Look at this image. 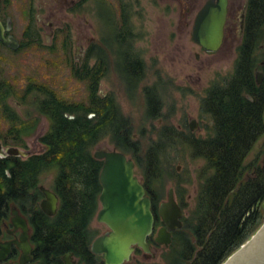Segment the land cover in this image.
I'll use <instances>...</instances> for the list:
<instances>
[{
  "label": "rangeland",
  "instance_id": "374dc122",
  "mask_svg": "<svg viewBox=\"0 0 264 264\" xmlns=\"http://www.w3.org/2000/svg\"><path fill=\"white\" fill-rule=\"evenodd\" d=\"M207 1L103 0L104 5L98 10L95 0H88L62 20L57 0H44L48 9L58 8L60 12L54 18L44 16L48 19H43L42 46L33 47L26 58H20L25 65L20 64V74L32 75L37 92L44 95L31 102L39 114L44 113L42 103L53 97L74 109L88 108L93 93L98 98H112L123 115L125 127L140 147H133V153L127 154L135 161L139 180L143 183L144 172L152 171L151 159L156 161L159 180L152 185L159 206L168 200L169 190L174 189L184 217H189L197 205L203 182L201 171L206 165L204 158L194 156L189 137L206 138L210 134L213 123L203 113L202 101L213 84L224 83L234 72L241 42L233 22L247 0H229L224 41L213 53L204 51L192 35L196 15ZM24 2L15 0L23 6ZM76 3L78 0H69L71 10L77 7ZM40 5L41 0H36V8ZM63 21L67 31L50 48L47 26ZM127 27L129 33L125 35ZM259 36L264 43L263 32ZM134 60L142 62V73L137 77L127 71V64ZM86 65L96 69L97 83L88 78ZM197 120L202 129L192 131L190 124ZM42 127L50 131L51 122L41 119ZM36 145L47 149L46 144ZM99 149L117 150L108 139L95 146L93 154ZM149 150L154 152L151 158ZM262 161L264 135L246 158L244 176L251 174L255 166L262 168ZM55 175L56 170L43 171L39 189L43 186L52 191ZM181 188L183 199L177 194ZM90 228L95 231V238L99 230L108 229L97 217ZM169 247L157 244L150 254L134 253L131 262L162 264Z\"/></svg>",
  "mask_w": 264,
  "mask_h": 264
},
{
  "label": "trees",
  "instance_id": "16d2710c",
  "mask_svg": "<svg viewBox=\"0 0 264 264\" xmlns=\"http://www.w3.org/2000/svg\"><path fill=\"white\" fill-rule=\"evenodd\" d=\"M256 9L262 29L264 0H249L248 24L253 23ZM260 38L244 40L232 75L224 83L213 84L202 101V111L213 123L210 134L206 138L189 137V141L194 156L206 160L201 171L203 182L197 205L189 217H184L183 228L173 232L162 264H223L264 223V167H259L256 178L246 180L244 176L246 158L264 135V81L258 84L256 66L248 57L251 46L257 48L263 43ZM127 67L135 77L142 73L139 60L129 62ZM85 72L98 82L95 68L86 65ZM42 104L51 121V130L43 139L47 151L26 161H0V190L4 192L0 198L21 208L33 223L35 264H64L67 255L93 264L95 231L90 225L100 207L103 167V161L95 159L93 148L105 139L126 155L133 153V147H140L110 97L98 98L93 93L88 108L74 109L57 97ZM147 153L151 158L154 152ZM149 166L152 171L144 172L142 184L152 200L159 227L160 206L152 185L159 180L156 161L151 159ZM47 170H56L53 190L60 204L55 216L41 209L34 211L43 195L40 177ZM182 192V188L177 190L183 199ZM149 243L157 246L153 236Z\"/></svg>",
  "mask_w": 264,
  "mask_h": 264
},
{
  "label": "flooded vegetation",
  "instance_id": "af4514ba",
  "mask_svg": "<svg viewBox=\"0 0 264 264\" xmlns=\"http://www.w3.org/2000/svg\"><path fill=\"white\" fill-rule=\"evenodd\" d=\"M87 1L88 0H78V3H76L77 7L71 10L69 0H59V2L57 0V3L60 4V12L58 8L48 9V7L44 4V0H41L39 8H36V0H26V2H24V6L20 3L16 4L15 0H0V161H26L30 158L38 157L46 153L47 149L44 145L43 148L42 146H37L36 144H45L43 139L49 133L48 129L46 130L43 127L40 128L41 119L46 118L49 122L51 121L44 113L39 114L37 109L34 108L31 103L32 101H36V99L40 98L39 96L43 97L44 95L37 92L38 90L36 89V86H34L36 79L32 77V75L25 76L20 74V64H22L20 58L23 56L26 58L27 53L30 52L33 47L42 46V26L45 24L43 20L44 18H54L60 12L62 15L60 16L61 19H66L70 12L73 13L77 9H81V7L85 6ZM95 3L98 10L102 5H104L103 0H95ZM248 10L249 0H247L244 6L237 12V18L233 22L241 45L248 37L259 36L261 35V32L264 34V28H260L258 9L255 10L254 16L252 17L253 23L250 24H248L247 19ZM228 15L226 24L228 22ZM67 27L68 26L65 21L61 22L60 25H55L53 22L49 23L47 26V30H49L47 38L51 41H48L50 42L48 44L50 48H54V45L51 43H53L55 39H58L61 33L66 32ZM225 30L226 25L224 34ZM128 31L129 28L127 27L125 29V35L129 33ZM38 42H40V44ZM241 45L237 51V61L241 56ZM248 57L249 60L254 61V66H256V78L261 75V79L258 83L262 84L264 81V43L257 48H255V46H251L248 52ZM22 66L25 67L24 64H22ZM195 122L197 123L196 128L199 127V130H201V122L198 120ZM30 148H39L40 151L33 152ZM261 163H263V161ZM263 167L264 166H262V169ZM258 173L259 168L255 166L251 174L246 173L245 179L248 180L250 178H256ZM41 187L42 186H40V190ZM41 192L43 195L41 199L37 201L38 204L34 207V211L41 209L44 212L41 204L45 200L46 196L42 190ZM3 193L4 192H1L0 190V196L3 195ZM14 210L18 211L19 215L24 218L28 224L29 242L33 248L31 252V263L35 264L33 261L34 247L32 244L33 223L25 216V214H23L21 208L18 209V207L10 201L6 202V200L1 198L0 244L10 243L16 240L19 241L21 234L23 233L21 228L16 229L15 227L13 215ZM109 231V228L105 231L99 230V233L96 235V238H94L93 243L97 238L107 235ZM10 249L11 252L4 260L0 261V264H20L22 252L16 244H11ZM1 250L2 249L0 248V253ZM91 253L94 256L93 264H105L102 254L94 253L92 249ZM71 257L72 262H75V264H84L78 261V259H75L72 255ZM126 264L137 263L131 262L130 260Z\"/></svg>",
  "mask_w": 264,
  "mask_h": 264
},
{
  "label": "water",
  "instance_id": "95a60500",
  "mask_svg": "<svg viewBox=\"0 0 264 264\" xmlns=\"http://www.w3.org/2000/svg\"><path fill=\"white\" fill-rule=\"evenodd\" d=\"M228 4L229 0H208L195 19L193 39L206 52H216L223 44ZM257 79L259 82L261 75L257 76ZM196 124L195 121L192 122V131L196 130ZM94 157L103 161L100 173L101 209L97 220L107 225L110 231L95 240L91 246L92 251L102 254L105 264L128 262L137 247L150 254L152 248L148 238L154 232L155 217L152 201L135 174L134 160L124 152L107 149L97 150ZM41 189L46 196L41 207L46 214L53 216L57 212L59 199L54 192L44 187ZM13 215L16 229L21 228L23 233L19 241L0 244L2 249L0 261L11 252V244H16L22 252L20 264H33L31 263L33 248L29 242L28 224L18 211L14 210ZM183 216L174 189H170L168 200L160 206V217L164 225L155 238L156 243L169 247L172 242V232L183 226ZM71 258L66 256L65 264H75ZM223 264H264V224Z\"/></svg>",
  "mask_w": 264,
  "mask_h": 264
}]
</instances>
